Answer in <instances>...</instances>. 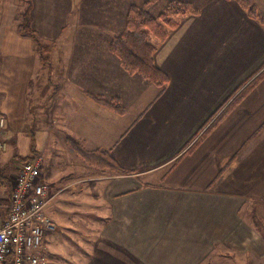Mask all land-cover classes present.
<instances>
[{"label": "crops", "instance_id": "1", "mask_svg": "<svg viewBox=\"0 0 264 264\" xmlns=\"http://www.w3.org/2000/svg\"><path fill=\"white\" fill-rule=\"evenodd\" d=\"M31 1L48 66L36 38L18 31L23 2L0 0V192L10 194L31 135L41 157L73 138L126 171L87 166L70 203L67 186L51 184L62 191L46 214L59 227L45 237L48 252L60 253L61 228L76 225L57 210L87 209L98 225L72 246L79 264H264V231L246 219H264V0H254L262 22L228 0H82L85 25L71 29L80 0ZM171 1L199 13L158 45L154 62L169 79L161 89L128 74L110 43L131 6L156 16ZM93 97L119 100L124 115Z\"/></svg>", "mask_w": 264, "mask_h": 264}, {"label": "trees", "instance_id": "2", "mask_svg": "<svg viewBox=\"0 0 264 264\" xmlns=\"http://www.w3.org/2000/svg\"><path fill=\"white\" fill-rule=\"evenodd\" d=\"M27 5L25 17L21 19L18 31L24 35L36 38L38 53L44 65L48 66L49 46L41 43L30 25L29 12L31 9V0H21ZM235 1L244 9L248 16L254 20L262 22L254 0H228ZM156 0H148L145 5H152ZM199 11L189 3L180 1H171L156 16L149 13L143 7L131 6L124 30L116 35L110 43V52L114 54L121 62L124 70L134 75L141 74L147 80L154 83L161 89L165 88L169 82L168 77L162 73L155 65L154 55L159 44L166 41L169 33L179 24V18L186 15H196ZM155 40V43L153 42ZM99 104L105 106L110 111L118 115H124L125 108L119 100L105 101L100 97H93ZM70 150L76 154L86 165L96 169L100 173L125 174L111 155L102 150H89L80 140L68 138L66 140ZM35 143L34 136L31 135L30 150ZM33 153L25 158H20L21 162L35 159L39 156L35 149ZM9 193V192H8ZM10 195V194H9ZM10 208L9 200L6 204L5 214Z\"/></svg>", "mask_w": 264, "mask_h": 264}, {"label": "built area", "instance_id": "3", "mask_svg": "<svg viewBox=\"0 0 264 264\" xmlns=\"http://www.w3.org/2000/svg\"><path fill=\"white\" fill-rule=\"evenodd\" d=\"M4 126L1 118L0 128ZM7 149L8 143L0 140V155ZM43 168L41 156L20 165L8 199L9 211L6 216L0 214V264H49L45 237L59 230L45 210L62 190H54L44 179ZM1 202L0 192V209Z\"/></svg>", "mask_w": 264, "mask_h": 264}, {"label": "rangeland", "instance_id": "4", "mask_svg": "<svg viewBox=\"0 0 264 264\" xmlns=\"http://www.w3.org/2000/svg\"><path fill=\"white\" fill-rule=\"evenodd\" d=\"M79 5L78 7L80 8V13L78 12V16L76 18H73V15L70 16L69 19V26L70 29L71 27L79 26L83 28L84 24V1L80 0L77 2ZM26 8L27 5L23 3L20 8L18 7V15L20 19L25 17L26 13ZM30 15V12H29ZM30 17V16H29ZM69 32V29H67ZM66 32V34L68 33ZM48 54V53H47ZM48 58H50L48 56ZM61 141V140H60ZM35 149L37 152L42 150V146L35 142L34 145L32 146L31 150L29 149V154L33 153V150ZM18 155V152L17 154ZM42 159H43V164H44V171H43V176L46 181H48L50 184H56L60 186H72L76 183H79L76 186V189L73 190L71 188H68L66 191H64L67 195L66 198L69 201H66V203H70L73 201L71 196H76L80 195V191L84 187V184L86 183L84 181V178H89V166L86 165L76 154H74L69 146L67 145L66 139H64V142L62 144H57V145H50L48 150L42 154ZM89 168H88V167ZM54 187V186H53ZM57 190H60V188ZM79 193V194H78ZM2 194V206L0 209V214L2 216H6L5 210H6V204L9 199V193H5V188L1 192ZM55 201V200H54ZM53 201V202H54ZM68 206V204H67ZM57 209L58 207L55 206V204H51L48 208H46L45 213L46 214H51V208ZM58 213H60L64 220L66 218H69L70 220L77 219L74 222L76 223L75 227L72 229V227L69 228H61L63 229L64 233L60 234L59 241L60 243L57 245L58 250H60V253H51L47 252L48 256L50 257L49 259L51 260L50 264H69V261H82L84 256H80V254H74L72 252L73 248L72 246L74 245V242L78 244H84L86 241H88V237L91 233L95 232V226L96 222H94L96 219H98V214L97 212H92L88 213L87 209H74V212H63L61 210H57ZM96 213V214H95ZM246 219L249 223H253L255 227H259L262 231H264V219H259L257 217H253V215L248 214L246 215ZM100 223V222H99ZM59 230V227H58ZM244 257L240 259L241 263L244 264ZM262 259V258H261ZM261 259L256 258L254 259L253 264H262L263 262ZM79 264V263H78ZM222 264H228L226 262Z\"/></svg>", "mask_w": 264, "mask_h": 264}]
</instances>
